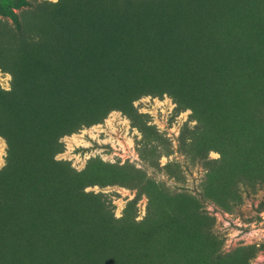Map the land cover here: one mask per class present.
I'll list each match as a JSON object with an SVG mask.
<instances>
[{
    "label": "rangeland",
    "instance_id": "1",
    "mask_svg": "<svg viewBox=\"0 0 264 264\" xmlns=\"http://www.w3.org/2000/svg\"><path fill=\"white\" fill-rule=\"evenodd\" d=\"M32 1L0 11V264H264V0Z\"/></svg>",
    "mask_w": 264,
    "mask_h": 264
},
{
    "label": "trees",
    "instance_id": "2",
    "mask_svg": "<svg viewBox=\"0 0 264 264\" xmlns=\"http://www.w3.org/2000/svg\"><path fill=\"white\" fill-rule=\"evenodd\" d=\"M32 0H10L9 4L10 6H4L0 5V11L3 15L11 17L14 21L18 20V16L15 13L16 9H21L26 6H29L31 4ZM33 5H36L40 11H44V5L39 4L37 2H33ZM252 114V120L256 124L260 126H264V103L260 102V100L254 101V105L252 106L251 110ZM200 126L195 125L193 128H190L189 126H185L184 130L181 134V149L184 151V154L191 158L193 162H203L206 163L208 168H211L210 163L207 162L208 154L211 151L206 146L204 147H198L195 145L193 135H198V131H200ZM211 170V169H210Z\"/></svg>",
    "mask_w": 264,
    "mask_h": 264
},
{
    "label": "clouds",
    "instance_id": "3",
    "mask_svg": "<svg viewBox=\"0 0 264 264\" xmlns=\"http://www.w3.org/2000/svg\"><path fill=\"white\" fill-rule=\"evenodd\" d=\"M7 79H11V76L10 75H7V77H6ZM3 162L2 161H0V164H2ZM260 259H264V257H261Z\"/></svg>",
    "mask_w": 264,
    "mask_h": 264
}]
</instances>
